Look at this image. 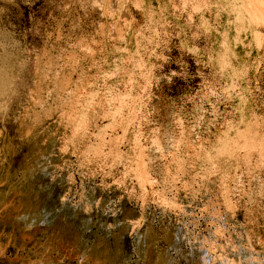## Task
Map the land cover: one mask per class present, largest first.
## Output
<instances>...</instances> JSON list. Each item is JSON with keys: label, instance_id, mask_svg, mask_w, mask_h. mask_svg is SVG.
Here are the masks:
<instances>
[{"label": "rangeland", "instance_id": "374dc122", "mask_svg": "<svg viewBox=\"0 0 264 264\" xmlns=\"http://www.w3.org/2000/svg\"><path fill=\"white\" fill-rule=\"evenodd\" d=\"M19 8V34L0 30V149L15 156L34 124L43 133L33 143L40 173L48 174L45 151L67 152L72 137L90 142L95 163L90 177L69 176L63 194L40 183L24 198L17 220L33 234L9 225L0 264H18L41 238L57 241L59 264H187L188 225L150 217L145 197L160 182L156 171L180 197L211 186L222 210L236 204L234 193L264 184V0H21ZM201 42L223 69L235 67L233 57L247 63L230 81L238 92L231 106L193 123L162 110L152 76L156 64L167 70ZM105 48L117 71L130 53L145 69L149 53L147 99L134 81L132 92L113 93L115 72L106 73L105 91L96 88L89 68ZM153 207L181 204L157 194Z\"/></svg>", "mask_w": 264, "mask_h": 264}, {"label": "clouds", "instance_id": "9594fccd", "mask_svg": "<svg viewBox=\"0 0 264 264\" xmlns=\"http://www.w3.org/2000/svg\"><path fill=\"white\" fill-rule=\"evenodd\" d=\"M20 2L21 0H0V30L19 34L22 23ZM104 2L110 4L112 0ZM115 2L123 7L126 0ZM193 47L195 48V44ZM218 55L219 53L210 54L208 46L201 42L200 48L192 55H188L185 50L178 58L173 57L167 70L159 63L155 65L152 80L158 86L163 101L162 110L166 114L179 112L185 119L195 123L205 112L212 114L213 109L218 112L221 105L225 108L231 106L230 100L235 99L238 92L230 81L237 72H245L242 65L247 60L244 57H233L235 67L226 70L220 66ZM111 56L112 53L107 48L103 49L99 60L89 68V72L96 70L89 77L96 88L101 92L105 91L106 73L115 72L116 78L109 85L113 93H119L121 89L132 92L134 81L136 95L147 99L144 94L145 90L150 91V87L145 76L153 70L149 53H145L148 64L143 70L137 66L139 58L134 53L119 62V71L108 63ZM260 56L264 59V54ZM171 64H176L177 67L173 69ZM229 92H235L236 95H229ZM230 115L234 116L235 113ZM31 129L29 136L32 139L25 138L24 143L16 149L15 156L0 149V242L10 235L6 231L9 225L21 235L33 234L23 231L25 225L17 220L20 214L17 208L38 184L55 185L63 194L64 188L61 185H64L69 176L73 180L80 176L90 177V165L95 163L90 142L83 137H72L66 142L67 152L54 146L45 151L46 158L40 163L48 169V174L40 173L33 143L43 133L34 124ZM85 169L88 171L85 172ZM154 174L160 182L148 191L143 206L147 207L150 217L164 216L174 226L188 225L185 229L188 236L187 264H264V184L250 194L234 193L236 204L222 210L223 206L215 199L211 186L198 192L196 199L192 198L191 193L180 197L173 185L164 182L159 171ZM157 194H166L173 201H178L181 208L173 210L153 207ZM135 210L133 208L130 211ZM57 247L55 239L41 238L38 246H34V251L25 254L18 264H50V258L59 264L62 257L55 254Z\"/></svg>", "mask_w": 264, "mask_h": 264}]
</instances>
